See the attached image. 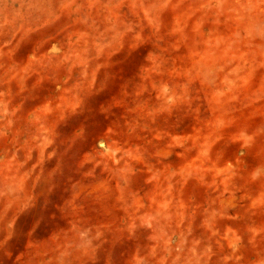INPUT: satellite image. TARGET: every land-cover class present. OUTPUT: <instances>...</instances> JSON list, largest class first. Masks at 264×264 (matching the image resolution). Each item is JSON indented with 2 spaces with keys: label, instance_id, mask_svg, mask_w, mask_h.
I'll use <instances>...</instances> for the list:
<instances>
[{
  "label": "rangeland",
  "instance_id": "1",
  "mask_svg": "<svg viewBox=\"0 0 264 264\" xmlns=\"http://www.w3.org/2000/svg\"><path fill=\"white\" fill-rule=\"evenodd\" d=\"M0 264H264V0H0Z\"/></svg>",
  "mask_w": 264,
  "mask_h": 264
}]
</instances>
